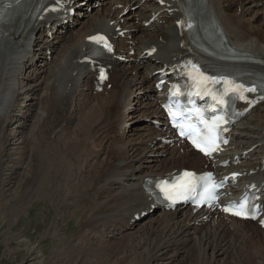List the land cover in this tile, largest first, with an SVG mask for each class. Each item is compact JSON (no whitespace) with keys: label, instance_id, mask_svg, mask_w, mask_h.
<instances>
[{"label":"bare ground","instance_id":"1","mask_svg":"<svg viewBox=\"0 0 264 264\" xmlns=\"http://www.w3.org/2000/svg\"><path fill=\"white\" fill-rule=\"evenodd\" d=\"M88 1H92L91 8L94 3H97L96 0ZM160 1L162 3L151 1L137 8L138 3L132 0L108 2L99 0L98 8L93 9L92 16L86 17L89 22L85 20L86 22L80 23L81 26L85 23V29L77 34L73 42H68L70 39L68 37L72 33L64 39L65 41L63 39L53 41L52 51H58L59 46L56 49L55 47L61 41L59 44L63 46L60 48L62 55L58 59V65L52 68L47 62L37 61L38 58L45 57V48L41 50L35 48L38 51L35 50L32 53L27 49L28 36L33 35L35 30L28 27L24 35L22 31L16 35L0 36V146H5L9 141L4 133L7 127L5 114L11 111L15 100L20 96L26 98L27 91L35 92L33 97H28L26 102V105L29 103L28 113L25 112L22 119L16 122L19 123L31 116L32 108L35 106L31 104V101H34L37 93L42 90L44 109L37 110V120L35 119L38 125L35 127L38 131L36 138L41 142L30 144V147L25 146L18 153L17 162L25 159L27 154H29L30 162L26 169L28 174L23 178L25 187L21 186V188L28 190L32 185H37L38 192L66 190L69 194L79 191L88 194V190L91 189L93 201L101 197L99 202L94 203L86 196L80 201L73 202L75 210L70 214L73 218L75 216L79 220L84 219L81 220L84 222H79V225L81 227L87 225L89 236L97 238L95 240L102 243L98 245L99 249L89 247L91 246L89 243L85 248L75 247L84 251L91 250V256H89L95 264H103L111 257L117 260L116 264H122L131 256H133V262L138 261L137 264H153L162 253H165L164 251L172 250L174 247L175 255L164 258L166 261L173 262L186 250L188 240L183 238L185 233L190 238H195L196 244L193 243L189 249L193 251L181 258V264L187 263L186 260L191 264H222L221 261L213 262L212 259L215 256H223L225 264H264V231L250 228L247 222L220 215L213 209L199 212L190 209L183 213L180 211L161 213L152 223L146 222L147 225L138 237L142 238L140 241L128 236L125 243L120 242L108 247L104 245L108 235L113 237L114 234L123 235L124 231L131 228L139 229L135 228L137 225H134L135 215L151 210V202L141 190L145 177L180 170L204 171L211 167L209 162L194 153L185 143L176 142L170 145L161 141L163 138L170 139L172 136L163 128L162 114L155 101L150 77L161 68L162 64H170L179 56V47L183 38L177 32L180 19V14L176 11L178 7L174 6L170 0ZM211 4L231 36L230 40L238 48L264 56V31L254 27L253 17L245 19L250 11L249 8L262 6L260 11L264 12V0H211ZM119 5L120 8H118ZM232 9H235L234 13H231ZM258 14V12L255 13V15ZM150 19L154 22L149 28L145 27L144 23ZM32 25H36V22ZM42 25L43 23H38L36 31H41ZM122 30H126L128 37L131 36L132 39L130 44L128 38L125 42H118L120 55H125L128 60H131L129 52L136 50L137 53L133 57L135 61L142 53L152 50L153 56L144 61L149 67L145 71L146 65H125L118 68L114 65L108 81L98 83L89 72L90 67L81 64L86 48L85 41L94 34H106L115 38L116 34ZM149 30L153 31L152 35L146 33ZM251 30H257L256 36ZM30 55L33 56L30 57ZM158 63L160 66L156 68ZM25 67L35 73V76L33 78L27 76L24 78L27 81L26 84L23 87H16V80H19L20 76L17 71ZM129 69L136 72L139 69L142 72L134 73L127 80ZM26 74L27 72L23 76ZM40 74H44L42 81H38ZM22 82L21 80L20 84H23ZM137 85L144 90V92L139 91L141 90L139 86L136 88L137 94L141 95L140 99L138 95L136 96L138 99L136 104L143 101L142 106L146 111V118H144L158 122L162 126L157 130L152 126L148 128L145 126V129H148L146 135L139 141L133 142L129 141L133 135H130L129 139L121 135V122L124 118L128 119L127 123L132 121L130 114L133 112L126 117L123 115V110L127 107L125 104L127 99L133 97L131 87ZM23 90L24 96L21 94ZM9 95L10 99H7ZM62 107H65V110H62ZM79 116L82 118L81 121L70 129L75 117L79 120ZM238 126L236 141L231 144L230 155L233 157L245 153L249 156V160L227 170L223 175L237 171L241 174L240 185L246 183L264 185V103ZM23 127L25 128L24 125H19L17 129ZM92 127L93 130H91ZM65 128H68L66 140L59 137L60 133L66 130ZM11 140L14 147L19 140V144L24 142V138L18 131L11 134ZM149 148L152 149L149 150ZM11 150L12 154H9L8 150L3 154L4 151L0 150V159L16 161L12 158V155L16 154V148ZM143 154L150 156L152 160L149 164L139 165L137 164L139 157ZM78 155L83 156L79 160L84 163L88 157L93 156L91 164H96L88 171L83 169V173L85 171L88 174L77 171L79 176L74 175L72 165H68V162L73 163ZM164 155H166L165 158L160 159ZM100 159L101 162H99ZM48 173L55 175L57 179L55 183L53 180L49 181L50 184L48 183ZM85 175L90 177L87 178ZM77 176L78 181L75 183ZM13 178L7 177L9 180ZM61 183L64 186H60ZM22 196L18 191L11 200L14 202L0 203V216L4 217L2 213L4 205L16 203L23 198ZM3 198L4 196L0 194V202ZM133 230L130 232L133 233ZM205 245L211 250L212 255L209 260H207L209 256L204 255ZM58 256L61 255L58 254ZM69 256L73 255L70 253ZM27 257L39 264H44L42 255L35 249L32 251L29 249ZM105 257L107 259L103 260ZM88 259H83L82 263L87 264Z\"/></svg>","mask_w":264,"mask_h":264},{"label":"rangeland","instance_id":"2","mask_svg":"<svg viewBox=\"0 0 264 264\" xmlns=\"http://www.w3.org/2000/svg\"><path fill=\"white\" fill-rule=\"evenodd\" d=\"M260 8H262V6H257L255 8H249L250 11L248 14H246L245 19H250L251 17H253L252 22H253L254 27L261 28L264 31V12H261ZM234 12H235V9H232L231 13H234ZM256 12H258L259 14L255 15ZM237 15L239 14L237 13ZM87 19L88 18H85L83 22H86L85 20ZM87 22H89V20H87ZM84 26H85V23H84ZM84 26H80V30L78 29V32H75V34H72L73 36L72 35L69 36L68 38L70 39L68 42H73V39L77 36V34L80 31L85 29ZM256 31L257 30H251V32L255 36L257 34ZM152 32L153 31L150 30L146 33L153 34ZM158 41L160 42V40ZM59 43L56 44L55 49L57 48V46L59 47H58V51L55 57L52 59V62L50 63L51 67L48 66L50 68H52L53 66L55 67V65H58V59L62 55V51L60 50V48L63 45ZM148 67L149 66L145 67V71H147ZM137 70L138 72L141 71L139 69ZM28 71L26 75L19 76L18 78L19 80H16V85H15L16 87H23V85H25L27 82L24 78H26L27 76H31L32 78L35 76V73H32L30 69H28ZM129 71L130 72L128 74L127 80L131 78L134 75V73H138L136 72V70H133V69L132 70L129 69ZM17 73L19 74V71H17ZM20 74H22V70L20 71ZM44 74L43 75L40 74L38 76L39 78L38 81H42L44 79L43 78ZM20 79L23 81L22 82L23 84H20V81H21ZM30 81L31 80L29 79V82ZM138 86L141 89L139 91L144 92L143 88L140 85L131 87V91L132 93H134L132 96L134 98H136V96L138 95L136 92L137 91L136 88ZM29 92L31 91H27L25 93L27 100H28V97L30 98L33 97L35 93L34 91H32L31 93ZM21 94L22 95L24 94V90L22 91ZM139 97L140 95H138V98ZM21 101L22 99H20L19 102ZM93 101H94V98L91 100V102L93 103ZM128 101L129 99H127V102ZM31 102H32L31 104H34L35 106L33 105L34 107L32 108L33 110L29 118L21 120L19 121V123H16V124H11L10 118L7 120L8 126L5 127L4 133H5V136L9 138V141L5 144V146L4 145L3 147L0 146V150L4 151L3 154H5L7 150H8V153L10 154L11 152H13L12 151L13 149L11 151L10 149L16 148V151H15L16 154L12 155V158L16 161H13V162L10 160L8 161V159L6 158L0 159V194L4 196L3 201L0 203L4 204L5 201L6 203L14 202L11 200H13L14 195L18 191L20 194L23 195L22 196L23 198L16 201V203H12L11 205H6V206L4 205L3 212H2L4 213V217L0 216V264H39L37 261H33L27 257V251L29 249L30 251L35 249V251L39 252V254L42 255V259H44L43 260L44 264H83L82 263L83 259L90 258L91 250L84 251L83 249L79 250V249H76L75 247L80 248L81 246L85 248L87 244L89 243L91 244V246L89 247H92L94 249H99L98 245L102 243L99 240H95L97 238H91L89 236V230L87 229V225L84 227H81L79 225L81 222H84V221H81L84 219L79 220L75 216L74 218L71 217L70 214L75 210L73 207V202L80 201L85 198L84 196H86L94 203L96 201L99 202L101 197L96 198L95 199L96 201H93L94 197L93 196L91 197V189L88 190V194H84L81 191H79L76 193L72 192L70 193L71 195L69 193H66V190H59V191H53V192L43 190V191L38 192L36 190L37 185H32L31 186L32 188L29 187L30 189L28 188V190L26 189L22 190L21 186L23 188L25 187L24 186L25 179L23 178L25 177L26 174H28V171L26 169H28V165L30 162H29V154L26 155L25 159L17 162V158L19 157L18 153H20L23 150V147L25 146L30 147V144H36L38 142H41L40 140L36 138L38 131H37V128L35 127L38 125L36 124L35 119L37 118L36 116L37 110L44 109L43 91L40 90L36 95V99ZM127 102L125 104H127ZM28 108L29 106H27L26 109L24 108L22 112L26 111V113H28L27 112ZM62 110H65V107H62ZM79 112H76V113L78 114ZM128 113H129V110H126L124 112V114H128ZM77 114H76V117H78ZM145 116H146V111L143 108L142 103L140 101L134 106L133 113L130 114V117L132 118V121H131L132 123L128 125V128L127 129L125 128V124H127L128 122L127 119L123 120V122L121 123V127L123 128L122 133L124 134L126 132V134L129 133V135H133V137H131L130 139L129 137L127 138L129 139V141L131 140L133 142L135 141L137 142L141 138H143L148 132V129H145L146 128L145 126H148L149 124H151V122L147 121L145 119L146 118ZM76 117L73 123L70 125V129L73 128L75 125H77L82 119L81 116H79L80 117L78 118L79 120H77ZM19 125H24L25 128L23 127V128L17 129ZM67 129L63 130L59 135V137H63L62 139L64 140H66L65 137H67V134H68ZM91 130H93V127L91 128ZM15 131L20 132L22 137L24 138V142L19 144L20 143V140H19V142L16 143L15 145L16 147H14L13 141L11 140V134H13ZM151 149L152 148H149V150ZM74 154L76 155V152ZM142 156H144V154ZM82 157L83 156L78 155L74 158L73 163L72 161L68 162V165L69 164L72 165L71 169L74 175L78 174L77 171H81V174H88V173H85V171L83 173V169H86L88 171V169H92V166L96 164V163L91 164V162H93V159H92L93 156L88 157V159L85 160V163L79 160ZM163 158H165V156L161 157L160 159H163ZM151 159L152 158L150 156L141 157V159L139 160L137 164L139 165L149 164V161H151ZM101 161L102 160L100 159L99 162ZM108 167H110V164H108ZM48 174H49L48 183L51 180H53L55 183V181L57 180L55 178V175L50 174V173ZM9 176H12V178L14 177L13 180L7 179V177ZM78 176L76 178L77 180L76 181L74 180L75 183L78 181ZM81 177L83 179V176ZM60 186H64V184L61 183ZM154 219L148 220L150 221L149 223H152ZM144 223L138 225L136 228H139V229L133 230V233L130 232L131 230H126L123 232V235L116 236V234H114L113 237H110L108 235L107 242L104 245L108 247V245L113 246L114 244L116 245L120 242L125 243L128 240L127 238L128 236H130L129 238L131 239L133 238L137 241H140L142 238H138V237L140 236L141 230L147 225V223L146 224ZM247 226L250 228L254 227L256 230H258V228L254 224H250ZM124 233H128L129 235L124 234ZM183 238L184 240L185 239L188 240L185 246L186 250H189L190 247L193 245V243L196 244V241H194L195 238L194 239L190 238L187 233H185V235L183 234ZM205 247H206V250H205L204 255H208L209 257H207V260H209L212 255L211 250L207 245H205ZM172 250L164 251L165 253H162L161 257L156 259L153 262V264H181L180 262L181 258L185 257L186 253L193 251V249L189 251L185 250L184 252L179 254V256H177L173 262H171V260L170 261L164 260V258L166 259L167 257L175 255L174 247L172 248ZM78 251H81V252L79 253ZM70 253L73 256H69ZM58 254H60L64 259L61 258V256H58ZM132 258L133 256H131V258H128L127 261L123 262L122 264H137L138 261L136 260L133 262ZM106 259L107 257L103 258V260H106ZM212 260L214 263L216 261H219V262L221 261L222 264H225V262H223L224 260L223 256H219V257L215 256L213 257ZM186 261L187 263L185 264H191V263H188V260ZM116 262L117 260L116 259L113 260V257H111V258H108V260L105 261L103 264H116ZM87 264H95V263H94V260L90 258L87 260Z\"/></svg>","mask_w":264,"mask_h":264},{"label":"snow or ice","instance_id":"3","mask_svg":"<svg viewBox=\"0 0 264 264\" xmlns=\"http://www.w3.org/2000/svg\"><path fill=\"white\" fill-rule=\"evenodd\" d=\"M192 25L189 24L188 27H191ZM91 41H94L98 44L102 43L103 47L106 48L108 51H111V46L109 45L107 39L103 36H93L89 38ZM202 79L199 80V84L201 85H207L208 82H211L212 84H216L219 83L220 81L214 78H209V77H204L203 74H201ZM104 78L103 72L101 73V79ZM224 83L226 85H229V88H226V91H231L233 93H238L239 94V98L246 100L247 97L244 95L245 92H255L256 88L255 87H251V88H245L243 85L240 84H236L233 85L231 81H227L225 80ZM199 94V93H197ZM262 99H264V97H261ZM218 103L223 104L225 103V101H223L222 99L218 101ZM198 111V110H197ZM169 114L173 117V120L175 121L176 119V114L173 113L171 111V109H169ZM200 122L202 124H205V135L202 137L201 142L205 143L207 145V148L205 147H201V143H198L197 140L193 139L192 142L193 144L200 149V151L205 152L206 155H210L212 151L215 150V145H216V141L218 140V135H217V129L219 128V123L218 121L222 118H215L213 119L211 124H208L202 116L199 117ZM178 127L181 128V135H184V130H183V126L182 125H177ZM191 127V125H190ZM191 138V137H190ZM225 143H227V141H224ZM191 173H184L185 177H189L191 176ZM188 185L187 183L181 184L179 186H173L172 190H169V187L167 186V183L164 182L161 185V191H163L165 193L166 198L170 199V200H174L176 198H181V195L183 193V191H185L187 189ZM224 211H230V208L226 207L224 209ZM233 214L235 215H244L247 216V212L245 209V204L241 203L239 205V210L235 211ZM252 218H255L254 216ZM262 223H264V221H261Z\"/></svg>","mask_w":264,"mask_h":264}]
</instances>
